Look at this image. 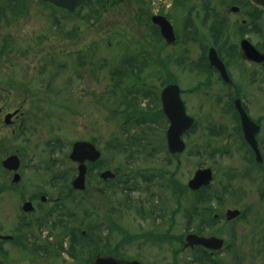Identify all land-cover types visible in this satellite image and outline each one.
Here are the masks:
<instances>
[{
    "label": "flooded vegetation",
    "instance_id": "obj_1",
    "mask_svg": "<svg viewBox=\"0 0 264 264\" xmlns=\"http://www.w3.org/2000/svg\"><path fill=\"white\" fill-rule=\"evenodd\" d=\"M183 1L174 0V3ZM86 4L87 1L76 9ZM199 5L200 8L185 14L194 18L184 26L193 22L206 25L203 27L207 33L194 36L182 31L183 42H197L199 47L193 58L197 66L192 72L193 85L182 88L177 78L169 75L174 80L167 79L161 90L148 87L145 91L146 96L150 95L153 102L157 99L159 104L156 110L151 102L144 104L145 111L149 112L145 123L150 127L157 116L162 119L166 127V151L170 158L177 160L176 170L167 177L165 168L146 164L147 173L142 179L147 183H133L130 190L122 191L119 186L127 179L119 178L117 171L112 177H103L102 172L108 167H102L101 156L95 161L85 160L83 188L73 184L78 173L77 162L76 173L67 178L63 176L66 172L56 173L50 157L48 161L42 157V161L26 158L25 150L40 157L39 140L55 127L56 89L61 87H56L53 57L41 61L38 67L20 71L12 63L8 64L10 57L30 52L27 48H14L13 34L41 13L47 17L50 31L56 23L57 9L68 15L72 12L51 0H0V264H94L97 257L106 255L120 264L132 261L137 264H264V58H248L242 50L243 39H248L264 54V9L249 0L231 3L200 0ZM164 9L158 8L148 16L159 35V39L149 40V47H145L147 56L152 58L162 59L163 49L175 46L181 38L173 25L174 16ZM215 10L231 22L232 31L236 32L233 41L230 40L232 32L229 36V47L228 33L216 29L219 21L214 17L208 20L212 17L209 13ZM155 16H164L170 21L175 35L173 42L166 40ZM213 54L221 60L224 74L211 63ZM234 67L236 70L232 73ZM40 72H48L51 79H38ZM69 83L70 79L64 83L65 91ZM170 83L178 85L186 113L193 119L192 126L181 135L185 146L176 153L168 148L170 120L161 98L163 88ZM27 90L32 91L35 102L41 104L47 99L44 103L47 111L39 104L31 112L24 108L28 100L21 96ZM181 93L187 99L194 98L197 116L187 111ZM239 104L249 119L241 117ZM24 119L30 121L25 130ZM201 121L207 128L202 138L196 140L193 152L197 157L202 153L207 157L197 163L188 181L181 183L176 174L182 164L180 155L187 147L184 138ZM132 134L148 137L145 131ZM79 139L89 140L98 148L90 137ZM41 149L48 151L45 146ZM146 149L147 155L156 150L152 145ZM96 164L99 168L95 175L101 183L93 190L97 198L92 202L87 195L91 186L86 177L92 175ZM205 168L210 169L209 182L191 187L190 179ZM105 180L114 183L102 184ZM134 189L144 190L145 198L137 199L129 193ZM115 191L122 192V196L114 200L112 194H107ZM132 220V226L127 224ZM103 229H107L105 236ZM112 233H115L113 239ZM201 236L212 240L204 242ZM135 240L138 242L132 246Z\"/></svg>",
    "mask_w": 264,
    "mask_h": 264
},
{
    "label": "rangeland",
    "instance_id": "obj_2",
    "mask_svg": "<svg viewBox=\"0 0 264 264\" xmlns=\"http://www.w3.org/2000/svg\"><path fill=\"white\" fill-rule=\"evenodd\" d=\"M199 1L184 0L183 3L175 4L174 0H92L70 15L57 9L56 23L50 31L47 27L49 24L47 17L42 13L37 19L21 26L20 30L13 34L14 48L19 50L27 48L30 52L24 56L18 54L10 57L8 64L12 63L20 71L27 67H38L41 61L47 57H53L56 87H61L56 89L55 127L47 135L41 137L39 143L37 142L40 145V151H42L40 157L36 153L35 156H32V151L25 150L26 158L29 161H42V158L48 161L50 157L55 163L56 173L66 172L67 174L63 176L69 178L76 173V163L67 156L71 143L75 139L90 137L96 141L101 150L102 167L117 171L116 174L119 175V178L127 179V182H123V185L119 186L122 191L130 190L129 186L133 183L137 185L147 183L142 179L147 173L145 171L146 164H155L165 168L167 177L172 170H176L177 160L168 156L165 145L166 127L159 116H157V120L153 119L150 127L145 121L132 124V118L129 119L130 123L124 126L122 121L126 111L133 110V107H137V105L144 108V104L151 102V106L154 104L153 109L159 108L158 100L154 99L153 102L150 95H145V91L148 87H151L153 91L161 90L160 88L169 75L176 77L182 88H190L193 85L192 72L197 67L193 58L199 47L197 42H185V40L183 42L182 31L184 34L192 33L194 36L207 33L204 28L206 25L203 27L193 22L184 26V23L194 18L192 15L185 17V14L195 8H200ZM225 1L231 3L239 0ZM158 8H166L164 10L172 17L174 16L173 25L181 37L175 46H168L162 51V59L167 67L154 64V60H151L153 56L145 57L144 55L142 59L143 55L140 53L143 48L149 47V40L155 42L159 39L156 28L148 20L150 12ZM262 14L264 34V12ZM209 15L212 17H209L208 20L212 21L214 17L215 21H219L216 25L217 30L228 33L227 47H229L231 32L230 40L233 41L236 38V32L232 31L231 22H228L226 17L224 19V16L217 10ZM220 39L222 40V37ZM36 40L39 41L38 44L35 43ZM158 41L160 43V40ZM124 55H132L129 58L135 57L137 65H132L135 60H131L130 65L127 64V66L120 64L119 58L121 59ZM156 59L158 58L156 57ZM48 60L46 63H49ZM119 66L123 67L120 76L116 74V69H120ZM235 68L232 69V73L236 70ZM128 71L130 74L125 73ZM148 74H150V78L147 76ZM38 79L49 81L51 76L48 72H40ZM68 79H70V83L68 90L65 91L64 83ZM27 91L29 93L25 95ZM27 91H24L21 96L28 100L24 108L27 107L31 112L35 105L39 104L44 112L47 111L44 105L47 99L44 98L41 105L38 101L35 102L32 91ZM181 96L186 101L187 111L197 116L198 111L194 104V98L189 96L187 99V95L184 93H181ZM128 100L135 103L130 105ZM124 109L126 110L124 111ZM29 122L28 119H24V130ZM206 128L205 122L201 121L196 129L184 138L187 140V147L180 155L182 164L177 168L176 174L181 183L188 181L187 179L192 175L197 163L204 161L207 157L203 153L197 157L193 152L196 140L202 138ZM124 129L127 130V133L145 131L148 137L144 136L141 141L143 143L145 141L148 143V140L152 141L150 144L156 148L155 152L147 155L148 150L140 149L141 146L136 153L129 154V151H121L117 142L124 136ZM24 141L26 142V138ZM43 146L46 147L47 152H43L41 149ZM233 146L232 144L231 147L233 148ZM98 166L96 164L92 175L86 177L88 185L91 186L87 195L92 202L97 198L93 195V190L96 191V184L101 183L95 175ZM134 172L136 174H133ZM113 183V181L105 180L102 184ZM121 193L115 191L109 192L107 195L111 196L112 194L115 200L122 196ZM129 193L137 196V199L145 198L142 189H134ZM127 224L132 226L133 220L132 222L128 221ZM146 224L142 227L145 228ZM106 232L107 229H103L102 235L105 236ZM114 234H111V239L114 238ZM137 242L138 240H135L131 245L136 246Z\"/></svg>",
    "mask_w": 264,
    "mask_h": 264
},
{
    "label": "water",
    "instance_id": "obj_3",
    "mask_svg": "<svg viewBox=\"0 0 264 264\" xmlns=\"http://www.w3.org/2000/svg\"><path fill=\"white\" fill-rule=\"evenodd\" d=\"M55 2L57 5L66 6L69 10L73 11L75 7L85 0H51ZM256 5L262 6L264 8V0H250ZM154 20L159 23L161 27V32L165 36L168 42L174 41V32L172 25L164 16H155ZM242 49L243 55L247 56L248 58H255V59H262L264 58V54L259 52L252 46L247 40H243L242 42ZM214 51V50H213ZM215 52V51H214ZM211 63L215 66H218L223 74L225 73L224 66L220 59L218 58L217 54H213L211 57ZM221 65V66H220ZM161 98L163 102V110L165 111L166 115L170 120V126L167 130V144L169 151L171 152H178L181 151L185 143L181 138V135L187 131L193 124V119L191 116L186 114L184 103L179 94V87L177 84L170 83L166 85L162 92ZM241 117L243 118L246 116V112L239 104L237 105ZM248 119L249 117L246 116ZM100 155V151L95 147L90 141L87 140H77L74 142L72 150L69 154L72 160H76L79 162L78 164V175H76L73 184L74 186L83 188L85 186L84 179H85V171L86 165L85 160H96ZM111 175L109 170H105L102 172L103 177H107ZM211 178L210 169H199L195 173V175L190 179L189 184L191 187L196 188L201 184L207 183ZM201 240L207 242L210 238H204L203 236L200 237ZM222 241V240H220ZM113 261V262H112ZM120 264L116 262V260L112 256H100L97 257L94 264ZM137 261L121 263V264H137Z\"/></svg>",
    "mask_w": 264,
    "mask_h": 264
},
{
    "label": "trees",
    "instance_id": "obj_4",
    "mask_svg": "<svg viewBox=\"0 0 264 264\" xmlns=\"http://www.w3.org/2000/svg\"><path fill=\"white\" fill-rule=\"evenodd\" d=\"M90 1H92V0H90ZM144 47V46H143ZM143 56H142V59L144 58V55H145V57H147V55H148V53H147V51H146V48L144 49H142L141 50V52H140ZM129 56H132V55H129ZM129 56H126V55H124V56H122L121 57V59L119 58V61H120V64H123V65H125V66H127V64L128 65H130V62H131V60L132 61H134L135 60V62H132V65H137V60L135 59V57H133V58H129ZM124 60H126V61H124ZM152 60H154V62L155 63H157V64H162L161 66H167V64L162 60V59H156V58H152ZM143 62V61H142ZM119 64V65H120ZM124 66V67H125ZM119 68H120V66H119ZM121 68H123V67H121ZM116 69V74L117 75H119L120 76V73H121V70L122 69ZM126 74L127 73H129L130 74V71H128V72H125ZM120 78V77H119ZM169 80H174V79H172L171 77H170V79ZM128 103H131L130 105H132V104H134L135 102L134 101H130V100H128L127 101ZM129 105V104H128ZM129 105V106H130ZM126 109H124V111H125ZM148 116H149V112L148 111H145V109H143V108H141V107H139L138 105H137V107H133V110H129V111H126V115H125V118H124V120L122 121V124H123V126L125 125V124H129L130 123V120H131V118H132V124L133 123H136V124H138V122H144V121H146L147 120V118H148ZM130 119V120H129ZM125 130V129H124ZM134 145H136V146H138L139 145V147H140V145H142V146H144L145 145V143H142L141 141H140V139L136 136V135H134V134H132V133H127V130H125V133H124V136H122L121 138H120V140L117 142V146H119V149L121 150V151H125V152H132L133 150L136 152L137 151V149H132V146H134ZM116 148H118V147H116Z\"/></svg>",
    "mask_w": 264,
    "mask_h": 264
}]
</instances>
